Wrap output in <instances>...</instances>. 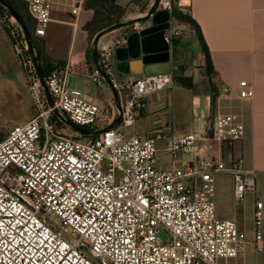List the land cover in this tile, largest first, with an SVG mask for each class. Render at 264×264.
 I'll return each mask as SVG.
<instances>
[{"label":"built area","instance_id":"2783aa9c","mask_svg":"<svg viewBox=\"0 0 264 264\" xmlns=\"http://www.w3.org/2000/svg\"><path fill=\"white\" fill-rule=\"evenodd\" d=\"M26 1L34 34L45 35L56 0ZM172 6L171 0L159 2L171 12ZM2 7L1 21L14 25ZM19 27L17 41L26 47ZM129 33L109 37L100 46L99 67L89 72L93 83L117 92L122 114L113 127L106 126L119 114L116 105L107 111L86 89L71 86L69 66L45 76L53 106L34 76L35 114L0 139V264H218L248 243L262 248L263 201L255 200L249 240L235 218L219 216L214 199L220 172L231 174L239 204L256 191L257 172L245 167L242 156H223L225 145L243 137L238 114L215 113L177 137L163 125L152 124L143 134L128 131L146 98L170 90L181 70L173 63L169 71L119 78L115 51ZM178 34L175 29L165 38L171 44ZM219 91L229 88L220 84ZM253 96L248 80H241L238 97ZM66 126L102 130L73 136ZM161 142L172 155L189 157L180 166L159 168Z\"/></svg>","mask_w":264,"mask_h":264},{"label":"crops","instance_id":"0c3cea01","mask_svg":"<svg viewBox=\"0 0 264 264\" xmlns=\"http://www.w3.org/2000/svg\"><path fill=\"white\" fill-rule=\"evenodd\" d=\"M84 1L56 0L52 12L54 16L52 14V20L47 27L53 37L63 30L68 31L64 53L66 65L71 60L85 61L91 47L92 37L83 28V24L93 17L94 10L85 8ZM130 1L117 0V3L127 6ZM152 1L146 2V8L150 7ZM178 4L180 9L185 7L186 13L200 26L210 51L213 69L208 71L206 68L205 55L197 30L171 14L170 28L166 32L170 34L172 30L178 29L179 34L171 41L172 52L169 64L170 66L173 63L180 64V73L176 74L177 78L170 90L158 91L146 98V106L141 116L136 125L128 131L143 134L148 132L152 124L163 125L171 137H177L190 130L182 131L174 128L171 110L174 87L181 89L179 94L183 100L185 99L181 102L183 107H188L189 101L193 106L203 104L206 106L207 117L211 113V96L215 95L212 116L218 112H234L244 124L243 137L225 145L223 156L225 159H229L230 156H242L245 167L257 172L256 191L252 193L253 207L255 200H262L264 215V0H180ZM141 26L136 23L124 28L131 32ZM118 32L120 30H113L102 36L99 49L109 37ZM123 45L125 43L121 46ZM114 66L119 78L130 76L118 72L116 57H114ZM73 74L87 80L79 87L86 89L96 102L105 109L107 107V111L115 110V102L113 96L109 99L111 92L107 86H101L92 93L89 73L73 72ZM178 78H189L192 88L186 87ZM244 79L248 80L254 89L252 98L238 97L239 83ZM220 84H225L229 92L220 93ZM197 121L200 120L191 121V126L194 127ZM163 146L164 143L161 142L157 163L159 168L180 166L189 157V154L182 153L181 157L177 158L176 153L172 155ZM224 174L228 176L226 186L219 184L220 176L216 177L214 199L217 212L221 217L237 220L239 205L244 206L245 201L239 204L235 200L232 176L228 172ZM262 248H264V239Z\"/></svg>","mask_w":264,"mask_h":264},{"label":"rangeland","instance_id":"374dc122","mask_svg":"<svg viewBox=\"0 0 264 264\" xmlns=\"http://www.w3.org/2000/svg\"><path fill=\"white\" fill-rule=\"evenodd\" d=\"M179 1L180 0H171L172 5L178 8ZM146 2H148V0H131L124 8L125 10L121 14L119 21H126L145 14L149 9L146 8ZM21 6L22 7H20L18 12L22 15L24 23L30 31L31 38L32 36L35 38L34 52L37 64L42 73V67L47 70L62 68L68 40V31L63 30L59 35L53 37L47 30L46 34L43 36H35L33 34L34 22L28 12L27 4H22ZM5 10L9 12L7 8H5ZM0 12L4 16L5 11L2 12L0 9ZM52 14L54 16V13ZM14 19V25H9L8 20L3 19V21H1L0 18V139L4 138L9 133L13 126L27 121L35 114L30 86L34 76L37 75V72L34 62L28 52L27 42L26 47H23L17 41L20 38L18 30L20 28L19 25L21 24L15 17ZM21 27L23 29L22 25ZM115 30L124 31L125 28L121 27ZM96 33L92 35L91 47L89 49L90 54H92V47ZM85 81L87 82V80L82 77H78L73 73L70 74L69 84L71 86H83ZM89 83L92 88V93L97 91L98 88H101V86L93 83L91 79ZM102 86L104 87L105 85ZM179 90L181 89L177 86H175L173 90L171 110L172 118L174 120V128L182 129V131L193 130V126H191V121L193 120H200L201 124L204 125L207 120L206 106L203 104L193 106L191 101H189L187 103L188 107H183L181 102L185 99L183 100L181 94H179ZM110 92L109 95L111 97H109V99L113 96L111 89ZM184 94L186 96V91ZM106 110H108L107 107ZM64 131L67 134L79 136L73 126H66ZM181 154V151H177L176 157L180 158ZM224 173L220 172L216 174V177L220 176L219 184L222 186H226L227 184L228 176ZM253 198V194L249 193L245 198L244 206L239 205L237 214V220L249 240H251L254 235ZM262 230L264 236V215L262 220ZM159 235L162 240H167L169 237L164 231H160ZM218 264H264V248L258 249L255 244L248 243L245 246V249L241 250L237 256L220 258Z\"/></svg>","mask_w":264,"mask_h":264},{"label":"water","instance_id":"95a60500","mask_svg":"<svg viewBox=\"0 0 264 264\" xmlns=\"http://www.w3.org/2000/svg\"><path fill=\"white\" fill-rule=\"evenodd\" d=\"M160 0H154L147 12L135 18L112 23L100 29L94 38L92 55L94 64L99 67V42L105 34L127 25L141 24L139 28L132 30L123 46H119L115 51L117 60V70L123 75H140L143 73H155L169 71L171 60V44L165 38L166 30L170 28V18L172 12L167 8H159ZM2 6L23 26L27 49L38 75V78L44 88L46 97L50 106L54 105L51 93L46 85L45 76L37 64L34 47L30 31L24 23L22 15L16 11L6 0H0ZM116 107L119 110L118 116L106 127H113L121 118L122 108L115 90H112ZM58 113V109L54 108ZM76 131L82 134H93L102 129L90 130L84 127L73 126Z\"/></svg>","mask_w":264,"mask_h":264},{"label":"trees","instance_id":"16d2710c","mask_svg":"<svg viewBox=\"0 0 264 264\" xmlns=\"http://www.w3.org/2000/svg\"><path fill=\"white\" fill-rule=\"evenodd\" d=\"M6 1L16 11L20 10V7H22L21 6L22 4H27L26 0H6ZM83 4L85 8H90L94 10L93 17L83 24V28L89 32L91 37L92 35L96 33V31L99 28L102 29L108 26L109 24H112L113 22L119 21L120 16L125 10L124 8L126 7V6H123L117 3V0H85ZM2 8L5 9L4 7ZM172 14L177 19L189 23L197 30L200 43L202 46V50L204 51V55H205L206 68L208 71H212L213 63H212V59L210 56V51H209L208 45L206 44V41L204 40L200 26L198 25L196 20L192 18L189 14L183 12L180 8L175 7L174 5L172 6ZM33 34H34V28H33ZM32 44H33V47L35 48V38L33 36H32ZM65 65H66V61L64 60L63 66ZM67 65L69 66V69L71 72L89 73L91 72L94 66L93 55L90 54V51H88L85 61L77 62L76 60H71L70 62L67 63ZM42 69H43L44 76H46L48 72L50 71L43 67ZM175 78H177V75L175 76ZM178 79L179 81H182V83L186 87L192 88V82L189 78H178ZM215 100H216L215 95H212L211 101H210V112L211 113L213 112V108L215 106ZM211 113H210V116L212 117Z\"/></svg>","mask_w":264,"mask_h":264}]
</instances>
